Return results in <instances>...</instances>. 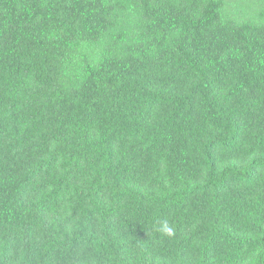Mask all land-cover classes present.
<instances>
[{
  "label": "trees",
  "instance_id": "trees-1",
  "mask_svg": "<svg viewBox=\"0 0 264 264\" xmlns=\"http://www.w3.org/2000/svg\"><path fill=\"white\" fill-rule=\"evenodd\" d=\"M0 264H264V0H0Z\"/></svg>",
  "mask_w": 264,
  "mask_h": 264
},
{
  "label": "clouds",
  "instance_id": "clouds-1",
  "mask_svg": "<svg viewBox=\"0 0 264 264\" xmlns=\"http://www.w3.org/2000/svg\"><path fill=\"white\" fill-rule=\"evenodd\" d=\"M164 231L168 235H171L172 234V229L170 227L165 226Z\"/></svg>",
  "mask_w": 264,
  "mask_h": 264
}]
</instances>
